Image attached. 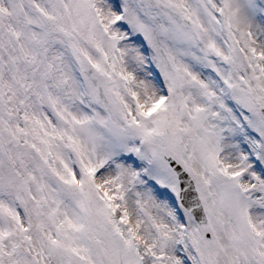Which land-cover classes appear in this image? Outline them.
<instances>
[{
	"label": "snow or ice",
	"instance_id": "obj_1",
	"mask_svg": "<svg viewBox=\"0 0 264 264\" xmlns=\"http://www.w3.org/2000/svg\"><path fill=\"white\" fill-rule=\"evenodd\" d=\"M0 264H264V0H0Z\"/></svg>",
	"mask_w": 264,
	"mask_h": 264
}]
</instances>
